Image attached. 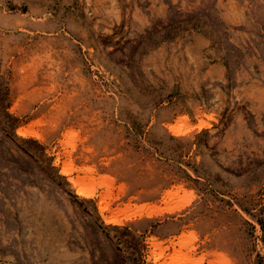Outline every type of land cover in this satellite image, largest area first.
<instances>
[{"label": "rangeland", "instance_id": "1", "mask_svg": "<svg viewBox=\"0 0 264 264\" xmlns=\"http://www.w3.org/2000/svg\"><path fill=\"white\" fill-rule=\"evenodd\" d=\"M176 252L264 264V0H0V264Z\"/></svg>", "mask_w": 264, "mask_h": 264}, {"label": "bare ground", "instance_id": "2", "mask_svg": "<svg viewBox=\"0 0 264 264\" xmlns=\"http://www.w3.org/2000/svg\"><path fill=\"white\" fill-rule=\"evenodd\" d=\"M209 126V124L208 123H205V122H201L200 123V125H198L197 126V128L198 129H202V128H207ZM27 128L25 127V126H23V127H20V128H18L17 129V134L18 135H20V136H23V137H27V136H33L34 137V135L31 133V132H29L28 130H26ZM36 138H38V137H36ZM58 163V160H56L55 161V165ZM59 167V166H58ZM70 166H61L60 168V172L61 173H63V174H65V175H69V172H71V171H73V170H71L72 168H69ZM77 171H79V170H77ZM78 179V178H77ZM77 179H74V178H68V180H69V182L71 183V185L73 186V187H75V188H77L78 190H77V194H79L80 196H87L88 195V192L87 191H84L83 189H81L80 187H83V183H81V182H79V180H77ZM99 210H100V212H101V214L103 215V213L105 212V211H108L109 209H108V207L107 206H99ZM117 215L118 214H116V215H112V216H110V217H103L104 218V220H105V222H107V223H111V224H114V223H116L117 222V220H116V218L115 217H117ZM171 244H173L174 245V242L172 243L171 242ZM152 245H153V247H157V246H159V243L158 242H156L155 240L152 242ZM160 247V246H159ZM158 248H156V250H157ZM161 251V250H160ZM156 253V252H155ZM180 253V252H179ZM154 254V253H153ZM163 254V252H158V253H156V254H154V258H153V262H157L158 261V259H160L161 258V255ZM163 256V255H162ZM184 257H186V256H184ZM184 257H182V255H179L178 254V252H176V254L175 255H173L172 256V258L170 259V262H169V264H178V263H185V262H187V263H189L191 260H190V257L189 258H184ZM154 259H155V261H154ZM190 260V261H189ZM201 261V260H200ZM200 261H198V263L197 264H200L201 262ZM192 262V261H191ZM190 262V263H191ZM186 264V263H185Z\"/></svg>", "mask_w": 264, "mask_h": 264}]
</instances>
